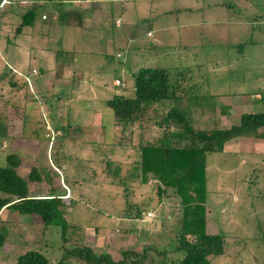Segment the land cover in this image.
<instances>
[{"label":"rangeland","instance_id":"374dc122","mask_svg":"<svg viewBox=\"0 0 264 264\" xmlns=\"http://www.w3.org/2000/svg\"><path fill=\"white\" fill-rule=\"evenodd\" d=\"M15 1L4 0L0 13ZM121 7L122 12L112 14H121L129 34L116 31L113 42L109 40L110 53L103 35L95 38L90 26L57 29L53 41L44 35L46 26L40 31L38 26L21 28L18 34L20 20L17 26H0V166H5L6 155L18 156L15 172L27 181L28 195L60 196L67 224L61 233L35 217L2 209L0 264H14L26 251H39L55 264L65 252L82 246L113 261L131 251L137 264H175L182 258L174 249L179 199L170 189L157 194L158 182L149 174L140 182L133 169L139 144L156 143L171 130L152 122H159L166 104L153 106L147 120L127 129L114 126L104 107L114 95H132L131 76L137 69H165L179 81L180 107L189 106L194 130L226 129L243 113L264 112V0H130L113 5ZM30 8L22 9L18 19ZM41 12L46 10L41 7L36 14ZM28 41L30 48H25ZM242 142L247 144L243 151L259 153L252 174L249 166L236 168L249 159L235 155V140L223 145L225 154L206 155L205 231L224 237L223 254L208 257V264H264V200L262 189L254 186L258 178L263 180L264 145L258 143L264 141ZM32 168L40 182L27 179ZM136 211L138 217L125 216Z\"/></svg>","mask_w":264,"mask_h":264},{"label":"trees","instance_id":"16d2710c","mask_svg":"<svg viewBox=\"0 0 264 264\" xmlns=\"http://www.w3.org/2000/svg\"><path fill=\"white\" fill-rule=\"evenodd\" d=\"M3 1L0 0V4ZM38 7L33 6L24 11L15 30L16 34L20 33L21 28L32 25ZM57 21L63 26L77 27L82 22V16L78 11L57 8ZM242 45L239 44V47ZM131 78L132 95H114L104 102V107L110 110L114 126L127 129L136 125L137 121L147 120L148 111L152 110L153 106L166 104L167 110L159 122H152L158 126L170 127L171 130L166 136L164 134L157 139L156 143L139 144L138 160L133 169L139 172L140 182L144 181L147 174L158 182L157 194L170 189L179 199L181 222L176 233L174 249L183 256L175 264H208V257L223 254L224 237L220 233L207 234L205 231V156L220 153L223 145L235 138L251 137L264 140V112L243 113L236 124L226 129L194 130L187 117L189 106L180 107L183 96H178V93L182 92L179 81L170 79L167 70L139 68ZM180 78L184 79L183 74ZM137 127L139 128V125ZM19 161L16 155H6L5 166H0V211L7 209L18 215L35 217L44 227H56L63 233L67 224L60 210L61 197H30L27 181L15 172ZM108 166L107 162L106 167ZM27 179L40 182L35 168L30 169ZM261 194L263 197L260 198L264 200V173ZM131 215L138 217L137 211L135 214L125 213L127 217ZM262 222L264 225V219ZM4 237L5 229L0 227V246ZM131 256H135L133 252L124 251L120 253V260L113 261L107 254L97 255L82 246L65 252L55 264H74L69 262L70 259L84 264H126L129 258L128 264H137L131 260ZM14 264L50 263L39 251H26L16 257Z\"/></svg>","mask_w":264,"mask_h":264},{"label":"crops","instance_id":"0c3cea01","mask_svg":"<svg viewBox=\"0 0 264 264\" xmlns=\"http://www.w3.org/2000/svg\"><path fill=\"white\" fill-rule=\"evenodd\" d=\"M30 1H31V3H28V6H24L22 3H20V0H17L15 2L8 3L7 5H5L3 7V9L1 8L2 10L0 13V26H2V27H4V26H17L19 24V20H20L18 18L20 16V14L22 13L21 10L24 9L25 7H31L32 8L33 6L38 5L39 7L36 10V12L38 10H40L41 7H43L44 11L46 10V12H41L39 16L36 14L31 26H38L37 31H40V26H46L48 29L44 32V35L47 36V38L52 40V41L55 40L54 38H56V36L53 34V31L57 32L58 31L57 29H62L63 27L73 28L72 26H60L58 24V21L56 18L57 13H55L57 11V8H60L61 10H67V11L73 10V11L80 12V15L82 16V22L79 26H77L75 28L82 29L83 26H90L88 28L92 29V31L95 34V36H94L95 38H96V36L101 37L103 35L104 41L105 40L107 41V43H106V48L108 50L107 53L111 52V46H110L109 40L112 39V42H113V36H114L116 31L119 30L122 34H124L123 32H125L126 34L129 32L128 31L129 27L123 26V22L121 21V14H116V13L112 14V11L114 12V11H117V9H119V13L122 12L124 10L123 7L113 9V5H116L117 2L123 3V5H124V3L129 4L130 0H96L97 1L96 3H92L93 0H91L90 2H82V1H80V2H78V1L68 2V1H61V0H42V2H39V0H30ZM133 5H135V4L133 3ZM54 6H56V7H54ZM24 11H26V10H24ZM24 11H23V13H24ZM110 11H111V14H109ZM112 16H114V19L112 18ZM42 17H44V19ZM55 26H56V29L54 28ZM57 27H59V28H57ZM23 28L27 29L28 27H23ZM28 31L29 30H23L22 32L27 33ZM50 31H51V35H50ZM20 36L23 38L25 37V35H20ZM146 36H147V38H152V32L147 31ZM24 45H25V48L26 47L30 48L29 41ZM144 46H146V44H144ZM107 53H106V55L108 57ZM111 54H113V53H111ZM111 85L113 86V81L111 82ZM113 87H115V86H113ZM249 138H251V137L235 138V139H232L226 143H230L231 141L235 140V143L237 145V147H236L237 151H236L235 155L236 156L239 155V156L245 157V158L247 156V158L250 160V162H249V160H247L248 162H246V164L242 163V161H241L239 164H237L236 168H238V169L245 168L246 169L249 166L250 171H252L251 172V174H252L254 172L253 169H257L256 165L258 164V159L260 157L257 156V155H259V153H257L256 151L255 152H247L245 150H244L245 152L243 151L242 145H247V144L243 143L242 139H249ZM251 139L254 140V138H251ZM236 140H237V142H236ZM255 140H258V142L264 141L263 139H255ZM258 145H264V144L258 143ZM239 148L242 149V151H238ZM218 154H220V155L225 154V146L222 148V151ZM205 159H206V156H205ZM260 162H261V160H260ZM262 162L260 164L261 168H262V165L264 166V162L263 163ZM247 163H252V164H247ZM242 164L245 165V167H241V166H243ZM253 164L255 165V168L252 167ZM259 170L255 172L256 175L259 173ZM257 180H259V183L256 182V184L254 186L258 187V189L260 190V189H262V182H260L259 178ZM260 186H261V188H260ZM207 199L208 198H206V200ZM206 200H204V205H203L204 206L205 222L207 220L206 215L208 212V210H206L207 205L205 206ZM207 203H208V200H207ZM12 213H14V212H12ZM16 215H18V214H16ZM18 216H17V218H18ZM2 247H3V245L0 246V250ZM0 254H1V252H0Z\"/></svg>","mask_w":264,"mask_h":264},{"label":"built area","instance_id":"2783aa9c","mask_svg":"<svg viewBox=\"0 0 264 264\" xmlns=\"http://www.w3.org/2000/svg\"><path fill=\"white\" fill-rule=\"evenodd\" d=\"M78 2L82 1V2H90L91 0H77ZM44 18V17H43Z\"/></svg>","mask_w":264,"mask_h":264}]
</instances>
